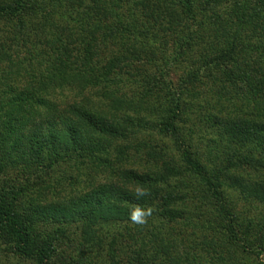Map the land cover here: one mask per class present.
Listing matches in <instances>:
<instances>
[{"label": "trees", "instance_id": "16d2710c", "mask_svg": "<svg viewBox=\"0 0 264 264\" xmlns=\"http://www.w3.org/2000/svg\"><path fill=\"white\" fill-rule=\"evenodd\" d=\"M192 237L264 254V0H0L8 254L200 264Z\"/></svg>", "mask_w": 264, "mask_h": 264}, {"label": "rangeland", "instance_id": "374dc122", "mask_svg": "<svg viewBox=\"0 0 264 264\" xmlns=\"http://www.w3.org/2000/svg\"><path fill=\"white\" fill-rule=\"evenodd\" d=\"M138 2H140V0H129V5L133 6L134 4H136ZM136 10L137 11L141 10V7L137 6ZM169 50H170V47L168 46L167 51H169ZM175 78H177V77H174L173 80ZM64 95H66V94H63V96ZM61 97H62V95H61ZM202 143H203V141H202ZM226 195L232 196V199H237V196L235 194L231 195L230 192L227 193ZM35 196L36 195H34L33 197H35ZM247 207H248V204H246L242 199H240V201L237 202V206H236V210H235L236 213L238 214V216H241V217L244 216L243 213L245 212ZM251 213H252V215H255L253 211ZM185 231L190 232L191 229L185 230ZM173 239H174V235H173ZM192 239L195 242H197V244L200 245V246L199 245L197 246L196 250H195V248L192 249L189 245V242ZM201 241H202V239L200 237L188 238L187 241H185L184 243L179 244L177 246V252H175L174 255H179V257H181L183 254L185 257H187L189 259V262H193L192 260H193V255H194V256H196V261L200 262V264H261V263H264V254L261 256H258V257L256 255L236 254L235 255L236 258L232 259V260L228 259L229 255L225 256V254H224V255H222V257L224 258L223 262H219L218 260H213V258H215L216 256L212 255L213 253L207 254L208 248L206 246H204V244L201 243ZM139 247L142 248V246H139ZM144 248L146 251H148L149 248H150V250L153 249L150 245L146 246ZM233 252H234V250L230 251V253H233ZM157 263H159V261H157ZM0 264H28V263H21L15 259H13L10 256V254H8L7 250L5 249V246L0 243ZM188 264H190V263H188ZM191 264H194V262Z\"/></svg>", "mask_w": 264, "mask_h": 264}]
</instances>
